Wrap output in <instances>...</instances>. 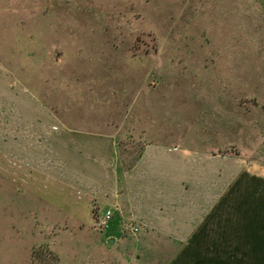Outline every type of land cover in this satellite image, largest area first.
I'll return each instance as SVG.
<instances>
[{"label": "rangeland", "instance_id": "374dc122", "mask_svg": "<svg viewBox=\"0 0 264 264\" xmlns=\"http://www.w3.org/2000/svg\"><path fill=\"white\" fill-rule=\"evenodd\" d=\"M105 63L116 78L95 77ZM0 66L34 84L44 100H59L68 118L121 125L117 142L128 159L150 139L142 120L126 119L130 104L110 100L134 96L121 91L124 76L149 70L132 81L149 88L139 89L133 104L147 107L148 129L206 146L214 119V135L230 139L232 155L264 160V0H0ZM76 80L88 91L65 90ZM27 194L0 177V264L26 260L36 242ZM121 236L128 247L138 243L140 264H160L144 231ZM64 239L73 236L62 233Z\"/></svg>", "mask_w": 264, "mask_h": 264}, {"label": "crops", "instance_id": "0c3cea01", "mask_svg": "<svg viewBox=\"0 0 264 264\" xmlns=\"http://www.w3.org/2000/svg\"><path fill=\"white\" fill-rule=\"evenodd\" d=\"M105 64L95 77L116 78L113 65ZM148 71L124 76L121 91L134 96L110 91L116 96L110 101L131 105V117H124L142 120V134L150 139L135 165L120 174L121 125L112 129L109 121L89 119L92 125H86L68 118L59 100H44L34 84L0 66V177L28 193L30 214L37 217L29 256L13 264H36L31 253L42 245L57 264H140L138 243L128 247L121 236L122 219L144 231L154 246L150 256L160 264H264V160L232 155L230 139H222L223 132L214 135L210 117L206 146L174 142L172 133L168 140L160 129H148L147 107L133 104L139 89L149 88L132 82H142ZM77 81L65 90L88 91ZM129 97L134 99L126 103ZM223 126L228 125L218 130ZM107 209L115 219L102 234L93 224L95 214ZM66 232L73 239L59 240Z\"/></svg>", "mask_w": 264, "mask_h": 264}, {"label": "trees", "instance_id": "16d2710c", "mask_svg": "<svg viewBox=\"0 0 264 264\" xmlns=\"http://www.w3.org/2000/svg\"><path fill=\"white\" fill-rule=\"evenodd\" d=\"M141 153L142 148H140L135 157L128 159L130 157L129 153L126 152V156L123 157V153L118 145V172L121 174V172L130 170L140 158ZM31 258L36 264H57L58 262L57 257L45 245L34 248L31 253Z\"/></svg>", "mask_w": 264, "mask_h": 264}, {"label": "built area", "instance_id": "2783aa9c", "mask_svg": "<svg viewBox=\"0 0 264 264\" xmlns=\"http://www.w3.org/2000/svg\"><path fill=\"white\" fill-rule=\"evenodd\" d=\"M114 216L112 209L96 213L93 228L100 232L110 230L115 219ZM119 231L122 235L134 236L138 233L139 227L129 219H122L119 223Z\"/></svg>", "mask_w": 264, "mask_h": 264}]
</instances>
